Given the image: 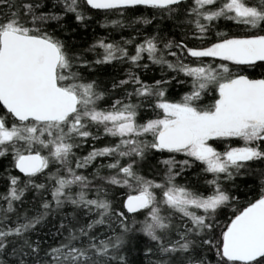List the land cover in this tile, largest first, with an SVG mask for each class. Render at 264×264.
<instances>
[{
    "label": "snow or ice",
    "instance_id": "obj_1",
    "mask_svg": "<svg viewBox=\"0 0 264 264\" xmlns=\"http://www.w3.org/2000/svg\"><path fill=\"white\" fill-rule=\"evenodd\" d=\"M8 3V0H0ZM92 9L114 10L143 5L151 8L169 9L181 3V0H85ZM65 11L76 13L78 21L84 17L78 12V0H63ZM195 0L196 7L192 12L196 16L195 26L199 32L207 31V25L201 19L211 22L225 18L251 28L264 25V0ZM11 6V5H10ZM25 15H31L33 25L37 21H46L49 17L36 15L32 4L23 5ZM58 19V17H51ZM172 47L171 43L165 45ZM179 47V46H178ZM100 48L102 53L95 63H110L116 59H129L136 63L141 53L147 52L157 64L167 63L168 68L184 72L193 78V91L185 95L179 103H170L163 99V91H154L144 85L139 78L132 77V82L139 85L136 96L155 95L160 99L156 107L163 111V118L150 120L145 124H137V105L115 101L108 110L99 109L97 101L103 98V93L95 90V84L80 82L79 73L73 72V60L65 51L64 45L54 37L43 33L38 27H29L12 12L6 19L0 21V106L6 110V115L0 116V156L13 153L15 167L29 177L25 187L32 185L44 188L43 184H34L32 177L42 173L50 161L67 165L72 149L77 145L72 141L76 138L93 136L89 131L91 126L103 127L105 135L120 137L115 146H105L93 149L78 161L77 168L86 167L97 157L118 155L141 156L144 147H151L168 152H183L189 157L202 162L205 171L212 174L225 173L231 177V168L239 170L246 162L264 159V79L253 80L246 76L232 77L226 64L219 65L222 71L211 66L190 67L183 63L172 64L157 56V45L154 39H148L136 48V54L128 56L127 50L111 43L99 41L93 49ZM191 57H214L221 61H229L236 65H253L264 61V35L245 38H228L212 44L204 49H187ZM176 55L175 53H170ZM130 81H121L127 84ZM160 82L157 81V84ZM215 84L218 98L208 108H199L194 101L200 99L201 93L209 85ZM133 93H129V96ZM13 120L8 125L6 117ZM145 133H151L153 142L142 145L136 139ZM238 138L244 142L242 147L231 148L223 154L217 152L209 143L213 139ZM47 151L48 155L42 154ZM171 164L172 161H165ZM187 164L188 161H184ZM109 169H118L116 175L107 177L108 183L128 186L136 191L129 194L124 207L129 213L147 209L148 215L142 222L140 231L151 241L156 242L162 254L188 253L192 241L188 234L199 235L205 229H211L212 224L207 217L215 213L231 198L220 188L216 180L208 183L214 185L211 195L204 196L183 186L174 184V176L169 169V177L165 184L146 180L133 171L132 164L120 166L119 160L107 165ZM120 174H123L122 176ZM56 181L52 198L57 206L68 200L73 205H83L99 211L100 219L87 225V231L79 230L80 236H89L95 225L103 224L110 205L102 199H86L83 191L88 186L87 178L78 175L71 167H67L66 176L51 177ZM134 181L135 183H130ZM10 188L7 196L8 207L5 213L12 212L13 201H19L25 189L18 187V178H10ZM73 185H79L81 191L76 198L67 192ZM153 189H161L162 196L157 201ZM63 198V199H62ZM160 205L166 206L182 217L188 218L192 227L187 228L180 238L166 241L161 233H166L170 227V218L161 215ZM46 202L44 209L49 208ZM192 209L202 210L205 215H198ZM123 217V213H119ZM7 219L0 217V223ZM40 217L19 223L7 230L0 228V251L6 248L9 236L22 237L23 234L39 223ZM125 232L130 229L122 224ZM79 236L71 234L68 242L52 248L46 255L52 259V264H98L95 257H107L125 264V258L110 252H116L123 244L122 236L109 237L97 242L96 237H89L86 247H75L73 241ZM26 245L32 247L27 240ZM204 244L212 245L211 240ZM217 255L220 264H264V194L247 207L239 211L231 219L220 234ZM33 252L38 251L32 248ZM152 251L150 248L147 250ZM91 253V255H90ZM159 264V262H158ZM167 264V262H163ZM188 264H204V262L189 259Z\"/></svg>",
    "mask_w": 264,
    "mask_h": 264
},
{
    "label": "trees",
    "instance_id": "obj_2",
    "mask_svg": "<svg viewBox=\"0 0 264 264\" xmlns=\"http://www.w3.org/2000/svg\"><path fill=\"white\" fill-rule=\"evenodd\" d=\"M32 4L36 15L43 14L49 18L46 21H37L35 25L31 22V15H25L23 5ZM220 0L215 6L219 7ZM11 5V6H10ZM196 7L195 0H182L180 4L169 9L151 8L143 5L123 9L103 10L92 9L85 0H78V12L84 17L83 20L76 19V13L65 11L63 0H8V3L0 2V21L6 19L12 12L19 14L20 19L29 27H38L56 40L60 41L73 60V72L79 73L80 82L95 84V90L103 93V98L97 101L99 109L108 110L117 101L137 105V124H145L150 120L163 117V111L156 107L159 97L136 96L135 90L139 87L132 82V77L139 80L154 91H163V99L170 103H179L185 95L193 91V78L179 70L168 68L167 63L157 64L149 57L147 52L141 53V58L134 64L129 59H116L110 63L97 64L102 49L95 48L99 41L118 45L127 50L128 56L136 54L138 45L144 44L148 39H154L158 52L156 55L163 56L169 63H183L190 67L211 66L217 71H222L219 65L226 64L229 74L234 77L237 65L219 58L202 57L197 60L187 53V49H204L212 44L228 38H245L256 35H264V25L251 28L243 24L225 18H218L211 22L201 19V23L207 25V31L199 32L195 26L196 16L192 10ZM51 17H58L52 19ZM171 43L172 47L165 45ZM179 46V47H178ZM175 53L176 55H171ZM264 62V61H263ZM257 70L264 71V63ZM130 81L121 84V81ZM157 81L160 83L157 84ZM216 85L211 84L201 93L200 99L194 101L199 108H208L218 98ZM129 93L133 95L129 96ZM6 115V110L0 106V116ZM11 126L13 120L6 117ZM89 131L93 136L88 138H76L72 142L77 146L72 149L67 165L50 161L42 173L32 177L34 184H43L44 188H36L27 184L29 177L19 174L14 168V158L11 150L6 155L0 156V217L4 215L7 219L0 223V228L7 230L19 223H25L36 217H40L39 223L34 228L25 232L22 237L9 236L6 240V248L0 251V264H52L50 256L46 255L52 248L67 243L71 234L79 236L73 241L75 247H86L89 237H96L97 242L109 237L122 236L123 244L116 252H110L125 258V264H188L189 259L203 261L204 264H220L217 255V247L220 234L225 226L239 211L247 207L264 194V159L246 162L239 170L231 168V177L225 173L212 174L206 172L205 165L192 157L177 152L158 150L144 147L143 154H135L119 157L118 155L97 157L87 164L86 167L77 168L78 161H82L94 148L115 146L120 137L105 135L102 127L91 126ZM142 145H150L153 142L151 133H145L136 137ZM209 143L219 153L226 152L232 147L241 146L237 138L210 140ZM264 149V145H261ZM47 156V151L42 152ZM119 160L120 166L132 164L133 171L149 181L165 184L170 173L174 176V184L183 186L193 192L204 196L211 195L214 185L209 181L216 180L217 184L229 196L230 200L215 213L207 217V222L212 224L211 229L203 230L199 235L195 232L188 234L192 241V247L188 253H175L165 255L159 251L156 242L151 241L141 231L142 222L145 220L144 210L129 214L124 207V200L129 194L136 191L128 186L113 185L106 178L116 175L118 169H109L108 164ZM165 161H172L166 164ZM184 161H188L184 164ZM67 167H71L76 174L87 178L88 186L83 189L86 199L106 200L109 212L104 217V223L95 225L89 232V236H80L81 228L87 231V225L100 219L99 211L94 208L77 206L64 200L57 206L52 198V191L56 187L55 179L51 177L66 176ZM121 176L123 174H120ZM18 178V187L24 188V194L19 201H13V211L5 213L7 196L10 188V178ZM130 183H135L130 180ZM160 197L162 192L156 189ZM73 198L81 191L79 185H73L66 190ZM63 199V198H62ZM50 206L44 209V203ZM123 213V217L118 215ZM161 215L169 217L171 227L166 233H161L166 241H175L180 238L187 228H191V222L180 213H175L163 205ZM122 224L130 230L125 232ZM27 240L32 246L24 243ZM204 240H211L212 245L204 244ZM32 248L38 251L33 252ZM151 249L149 253L147 250ZM91 255V253H90ZM98 264H120L118 260H109L107 257H95Z\"/></svg>",
    "mask_w": 264,
    "mask_h": 264
},
{
    "label": "flooded vegetation",
    "instance_id": "obj_3",
    "mask_svg": "<svg viewBox=\"0 0 264 264\" xmlns=\"http://www.w3.org/2000/svg\"><path fill=\"white\" fill-rule=\"evenodd\" d=\"M182 1V0H181ZM263 61H257L255 64L253 65H237V70H236V74L235 76H240V75H244V76H247L249 79H259V78H262L264 79V71L260 72L257 70V67L259 65H261ZM228 63L230 64H233L232 62H229ZM264 63V62H263ZM236 65V64H234ZM234 76V77H235ZM221 139H228V138H221ZM216 140V139H213V141ZM239 140V139H238ZM242 143V142H241ZM244 143H242L241 146H243ZM233 148V147H232ZM228 150V149H227ZM226 150V151H227ZM179 153V152H177ZM181 154V153H180ZM183 155V154H182Z\"/></svg>",
    "mask_w": 264,
    "mask_h": 264
},
{
    "label": "rangeland",
    "instance_id": "obj_4",
    "mask_svg": "<svg viewBox=\"0 0 264 264\" xmlns=\"http://www.w3.org/2000/svg\"><path fill=\"white\" fill-rule=\"evenodd\" d=\"M163 118V117H162ZM102 127V126H101ZM102 129H103V127H102ZM238 139V138H237ZM240 140V139H239ZM242 143H244L242 140H240ZM237 147H242V146H237ZM237 147H233V148H237ZM231 149V148H230ZM229 150V149H228ZM179 153H181V154H183V155H185V156H187L186 154H184L183 152H179ZM221 154H223V153H221ZM189 157V156H188ZM193 158V157H192ZM153 191H154V193H155V195H156V197H157V201H159V199L161 198V196H162V194H161V196L159 197L158 196V193H157V190L156 189H153ZM160 192H162L161 191V189H160ZM133 194H136V192L135 193H133ZM160 208H163V205H160ZM192 211H195L198 215H205L204 213H203V211L202 210H198V209H192ZM144 217L146 218L147 217V215H148V210L147 209H145V211H144Z\"/></svg>",
    "mask_w": 264,
    "mask_h": 264
},
{
    "label": "water",
    "instance_id": "obj_5",
    "mask_svg": "<svg viewBox=\"0 0 264 264\" xmlns=\"http://www.w3.org/2000/svg\"><path fill=\"white\" fill-rule=\"evenodd\" d=\"M242 76H244V75H242ZM246 77H247V76H246ZM259 79H262V78H259ZM253 80H258V79H253ZM14 168H15V170H16L19 174L24 175L23 173H21V172L15 167V164H14ZM24 176H25V175H24ZM132 195H135V194H132ZM127 197H128V196H127ZM127 197L125 198L124 203H125ZM125 209H126V208H125ZM128 213H129V212H128ZM129 214H133V213H129Z\"/></svg>",
    "mask_w": 264,
    "mask_h": 264
}]
</instances>
